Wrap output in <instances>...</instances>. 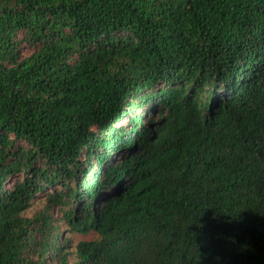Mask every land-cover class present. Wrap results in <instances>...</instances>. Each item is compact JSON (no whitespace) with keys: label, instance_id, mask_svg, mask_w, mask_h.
<instances>
[{"label":"trees","instance_id":"16d2710c","mask_svg":"<svg viewBox=\"0 0 264 264\" xmlns=\"http://www.w3.org/2000/svg\"><path fill=\"white\" fill-rule=\"evenodd\" d=\"M0 264H264V0H0Z\"/></svg>","mask_w":264,"mask_h":264},{"label":"rangeland","instance_id":"374dc122","mask_svg":"<svg viewBox=\"0 0 264 264\" xmlns=\"http://www.w3.org/2000/svg\"><path fill=\"white\" fill-rule=\"evenodd\" d=\"M27 50V49H26ZM88 176H86L87 178ZM49 189V188H47ZM50 189H52V187H50ZM41 204V202L37 203V206H39ZM71 236V239L73 240L74 243L82 240V239H92L93 237H95L94 233H89V234H82V233H70L69 234Z\"/></svg>","mask_w":264,"mask_h":264}]
</instances>
